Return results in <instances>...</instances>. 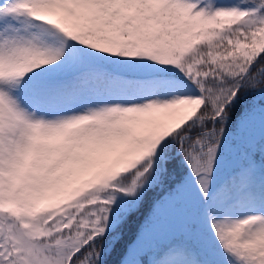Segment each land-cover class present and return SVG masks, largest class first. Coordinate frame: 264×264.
<instances>
[{"label":"snow or ice","instance_id":"6c2138e0","mask_svg":"<svg viewBox=\"0 0 264 264\" xmlns=\"http://www.w3.org/2000/svg\"><path fill=\"white\" fill-rule=\"evenodd\" d=\"M0 264H264V0H0Z\"/></svg>","mask_w":264,"mask_h":264}]
</instances>
